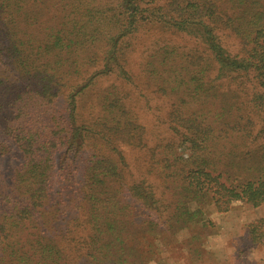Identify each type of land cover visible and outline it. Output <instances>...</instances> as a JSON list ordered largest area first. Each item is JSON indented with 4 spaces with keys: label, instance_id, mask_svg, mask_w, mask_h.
<instances>
[{
    "label": "trees",
    "instance_id": "1",
    "mask_svg": "<svg viewBox=\"0 0 264 264\" xmlns=\"http://www.w3.org/2000/svg\"><path fill=\"white\" fill-rule=\"evenodd\" d=\"M142 27L184 32L202 43L189 53L172 45L154 48L141 63L146 82L175 98L169 117L184 130L182 142L192 144L187 158L172 147L148 148L149 170L168 194L166 203L144 181L126 179L117 146L142 148L145 136L122 86L96 92L94 118L84 117L77 101L108 76L130 81L125 40ZM220 28L238 39L241 54L221 46ZM0 56L14 77H0V132L24 158L9 184L0 181V264L160 263L161 233L171 240L190 225L185 244L191 257L200 256L206 202L219 213L237 200L254 207L264 202V147L254 159L236 161L234 136L243 135L234 127L240 121L210 116L217 97L214 65L217 78L250 72L264 87V0H0ZM57 101L63 105L58 114ZM255 101L264 104V94ZM222 132L226 152L200 147L203 153L196 154V146ZM83 148L90 155L78 196L81 222H73L85 235L73 247L74 259L56 235L40 233L38 215L42 208L43 216L51 211L43 228L55 226L60 211L50 189L56 159L63 154L69 160ZM261 227L264 216L249 224L252 241L264 238Z\"/></svg>",
    "mask_w": 264,
    "mask_h": 264
},
{
    "label": "rangeland",
    "instance_id": "2",
    "mask_svg": "<svg viewBox=\"0 0 264 264\" xmlns=\"http://www.w3.org/2000/svg\"><path fill=\"white\" fill-rule=\"evenodd\" d=\"M166 0H155L157 4H163ZM157 27V26H156ZM156 27L140 28L133 36L127 37L129 42L126 49L125 69L128 71L130 81L121 83L114 75L98 81L84 97H78V106L81 107L83 116L87 119L97 115L98 108L95 104V94L101 88L110 84L122 86L123 94H126L125 104L131 110L138 122L144 128L145 145L140 146L125 145L119 143L123 163L125 167L126 179L130 182L144 181L152 188L158 200L166 203L168 194L164 193L160 181L155 173L149 170L150 150L155 147H172L175 149L177 157L188 156V148L192 144L182 142L184 130L178 128L169 117V111L175 98L166 95L150 86L142 73L141 63L144 57L154 48L160 49L164 45H172L178 51L202 49L199 39L179 31H164ZM221 46L231 55L240 52V44L233 33L225 28L216 30ZM126 42V43H127ZM160 52L162 50H159ZM0 56V77L13 79V72ZM214 65L210 77L214 79L213 85L217 90V97L214 99L215 105L210 110V116L219 120V116L224 120L238 119L236 129L242 132L241 139L234 136L239 144L234 151L236 161L246 163L254 159L257 152L264 147V104L255 101V96L264 94V87L259 86L252 74H233L217 78V70ZM217 71V72H216ZM257 102V104H256ZM63 106V105H62ZM61 104L57 101L54 105L56 114L61 110ZM226 111V112H225ZM231 118V119H228ZM249 122L245 121L248 120ZM189 137V135L186 133ZM216 136L213 142L202 143L198 147L196 154H201L200 147H221L227 151V139ZM168 145V146H165ZM236 145V144H235ZM232 147H236L233 146ZM251 153V154H249ZM86 148L79 151L77 155L69 160L63 159V154L58 155L56 170H54L51 183L50 195L55 207L59 208L60 215L56 224L52 228L44 227L43 221L47 220L51 212H42L38 215L40 220V233L43 231L49 235H56L64 253L68 257L76 259L73 247L79 246L85 235L82 226H76L73 219H80V206L78 196L82 195L81 188L82 173L87 156ZM62 159H61V158ZM224 161V158H222ZM24 162L22 154L18 151L12 139L6 138L0 132V181L9 184V179L14 169ZM66 164L67 168L64 169ZM64 171V172H63ZM130 184V183H129ZM81 193V194H80ZM78 203L76 205V202ZM162 202H160L162 204ZM195 207V204L192 205ZM203 220L207 221L206 229L200 233V243L203 247L202 255L190 256L186 239L192 234L193 225L180 230L175 238L169 240L167 233H161L160 240L163 244L160 252L162 262L152 260L149 264H264V238L260 241H252L249 236V224L264 216V202L258 206H252L239 200L234 201L225 212H217L211 202H206L203 207ZM196 225H200L198 222ZM162 226V225H161ZM160 226V227H161ZM264 231V227L260 228ZM75 261V260H72Z\"/></svg>",
    "mask_w": 264,
    "mask_h": 264
}]
</instances>
